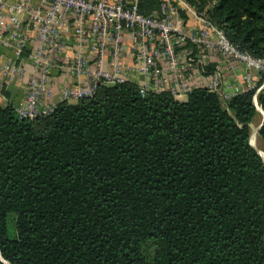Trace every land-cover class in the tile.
I'll return each mask as SVG.
<instances>
[{
    "label": "trees",
    "instance_id": "obj_1",
    "mask_svg": "<svg viewBox=\"0 0 264 264\" xmlns=\"http://www.w3.org/2000/svg\"><path fill=\"white\" fill-rule=\"evenodd\" d=\"M210 14L264 58V0H216ZM263 80L226 106L203 85L177 99L128 79L32 118L0 104V264H264L248 125ZM255 98L264 112V84ZM257 133L264 144V120Z\"/></svg>",
    "mask_w": 264,
    "mask_h": 264
},
{
    "label": "built area",
    "instance_id": "obj_2",
    "mask_svg": "<svg viewBox=\"0 0 264 264\" xmlns=\"http://www.w3.org/2000/svg\"><path fill=\"white\" fill-rule=\"evenodd\" d=\"M215 2L157 0L142 12L138 0H0V48L11 55L0 57V79L10 84L23 76L25 63L30 66L25 93L12 104L15 113L32 118L53 108L49 83L55 70L64 74L60 99L91 95L98 83L121 82L131 72L145 78L136 82L140 93L167 89L177 96L192 88L186 76L194 73L203 75V86L226 104L255 84L250 69L264 74V58L252 57L227 39L210 14ZM182 13L192 21L186 24ZM123 34L133 53L130 64L123 61ZM84 40L92 55L73 49L65 57L73 42ZM210 54L218 60L208 69ZM230 58L243 63L239 73ZM222 67L230 70L231 80Z\"/></svg>",
    "mask_w": 264,
    "mask_h": 264
},
{
    "label": "crops",
    "instance_id": "obj_3",
    "mask_svg": "<svg viewBox=\"0 0 264 264\" xmlns=\"http://www.w3.org/2000/svg\"><path fill=\"white\" fill-rule=\"evenodd\" d=\"M183 15L185 16L186 24H188L189 22L192 21V19L189 16H187L185 14H183ZM122 37H123L124 43L126 45V50L124 52L123 61L125 63L130 64L131 62H133V53L127 47L129 44L128 43L129 41H128L126 34H123ZM88 43H89V41H87V40H84L81 42H76V41L73 42L70 45L69 49L66 51L65 57L70 56L73 49H80L81 51L86 52V53L88 52L90 55H92V52L88 49ZM1 56L8 57L11 55H10V52L8 50H6L4 48H0V57ZM216 60H218L217 55L210 54V58H209V62L207 64V68L208 67L211 68L216 63ZM230 60L235 63L236 70L239 73V71L242 70V67H244L243 63L241 61H237L235 58L234 59L230 58ZM108 65H109V54L106 52L105 56H104L103 67L106 68V67H108ZM24 68H25V73L23 74V76L15 79L10 84H5L0 79V104H4L6 102H10L13 104L15 101H17L18 99L23 97V95L25 93V83H26L28 76H29L30 66L27 63H25ZM222 69H223L224 74L226 76L225 78L228 80H231L232 74H231L230 70H227L225 67H222ZM250 70L252 72V80H254L255 78L259 79V77L261 75L260 71H257L254 68H252ZM63 77H64V74L59 70H55L53 72V74H51V76H50V83H49L50 87H51V89H50L51 90L50 103H52V104H54L58 100H60L58 88L61 85ZM126 79L132 80L135 82H140V81L145 80V78L142 75H140L139 73H135V72L129 73L126 76ZM186 79H187L190 87L197 86V85H203V83H204L203 75H199V74L197 75L194 73H188V75L186 76ZM258 79H256V80H258ZM185 95L186 94H179V95L174 96V97H176L177 99H184ZM68 101H73V100H68Z\"/></svg>",
    "mask_w": 264,
    "mask_h": 264
},
{
    "label": "rangeland",
    "instance_id": "obj_4",
    "mask_svg": "<svg viewBox=\"0 0 264 264\" xmlns=\"http://www.w3.org/2000/svg\"><path fill=\"white\" fill-rule=\"evenodd\" d=\"M264 75V74H263ZM256 79H258V78H255L254 80H253V83H255L256 84ZM254 84V85H255ZM253 85V86H254ZM257 85V84H256ZM253 96H255V93H254V95ZM69 100H73L74 101V99H69ZM253 102L255 103V104H257V102H256V98H255V100H254V97H253ZM223 106H226V104L225 103H221ZM256 106H259L258 104L256 105ZM259 108H260V106H259ZM256 109V108H255ZM261 118H262V114L256 109V113L254 114V116L252 117V119L249 121V123H248V125H249V128H250V131L249 132H251L252 130H253V128L255 127L256 128V126H257V124L259 123V121L261 120ZM254 141H255V144H256V146L257 147H262L263 149H264V144H263V142L261 141V139L259 138V136H258V133H257V130H256V139L254 138ZM143 249V252L145 253V254H147V255H150L152 252H153V249L155 248V245L151 242V241H149V240H147V241H145L144 243H143V247H142Z\"/></svg>",
    "mask_w": 264,
    "mask_h": 264
},
{
    "label": "bare ground",
    "instance_id": "obj_5",
    "mask_svg": "<svg viewBox=\"0 0 264 264\" xmlns=\"http://www.w3.org/2000/svg\"><path fill=\"white\" fill-rule=\"evenodd\" d=\"M257 110L263 115L262 110L259 108V106H257ZM256 130L257 128H253V130L250 132V138L252 141V144L254 145V147L256 148L257 151H259V154H261L260 156H262L263 161H264V149L262 147H257L254 141V138L256 139Z\"/></svg>",
    "mask_w": 264,
    "mask_h": 264
},
{
    "label": "water",
    "instance_id": "obj_6",
    "mask_svg": "<svg viewBox=\"0 0 264 264\" xmlns=\"http://www.w3.org/2000/svg\"><path fill=\"white\" fill-rule=\"evenodd\" d=\"M254 97V99H255V96H253ZM254 103V102H253ZM254 105H255V108L257 109V104H255L254 103ZM261 109V108H260ZM262 110V109H261ZM263 112V111H262ZM263 120H264V112H263V115H262V118H261V120L259 121V123L257 124V126H256V128L258 129L259 128V126L261 125V123L263 122ZM249 140V139H248ZM249 143H250V141H249ZM251 144V143H250ZM252 145V144H251ZM252 147L256 150V148L252 145ZM257 151V150H256ZM257 153L259 154V152L257 151ZM260 155V154H259ZM5 264H8L7 262H5Z\"/></svg>",
    "mask_w": 264,
    "mask_h": 264
}]
</instances>
